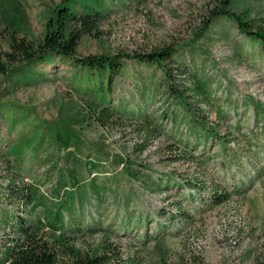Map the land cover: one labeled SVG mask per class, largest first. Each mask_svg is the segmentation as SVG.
Masks as SVG:
<instances>
[{
	"label": "rangeland",
	"instance_id": "1",
	"mask_svg": "<svg viewBox=\"0 0 264 264\" xmlns=\"http://www.w3.org/2000/svg\"><path fill=\"white\" fill-rule=\"evenodd\" d=\"M60 3L0 0V50L12 33L39 41ZM100 12L97 31L69 58L29 74L14 73L19 61L0 72V211L45 222L61 203L64 229L81 249L111 244L140 264H264V45L234 19L264 33V0H103ZM167 47L168 69L186 65L212 95L199 111L209 137L198 143L161 67L145 57ZM88 56H120L105 97V77L72 65ZM90 104L109 108V125ZM146 119L155 133L141 149ZM61 130L72 136L69 149L56 141ZM60 173L71 183L72 213ZM12 177L37 187L31 203L8 197ZM11 235L0 217V251Z\"/></svg>",
	"mask_w": 264,
	"mask_h": 264
},
{
	"label": "trees",
	"instance_id": "2",
	"mask_svg": "<svg viewBox=\"0 0 264 264\" xmlns=\"http://www.w3.org/2000/svg\"><path fill=\"white\" fill-rule=\"evenodd\" d=\"M103 0H61V3L53 11V16L49 18L46 24V31L42 38L35 42H29L27 39L16 36L12 33L8 44V50H0V72L7 70L8 63L19 61L21 66L19 71L14 73L29 74L33 73L34 67L39 64L51 65L58 59H66L73 55L80 39L85 35H91L97 31L100 19V6ZM234 17V16H232ZM234 19L238 22L240 29L253 35L264 45V33L260 30L251 31L247 21ZM172 48H165L145 56L151 59L152 63L157 62L162 70V83L165 92L172 101L187 112L185 119L189 134H192L198 143L201 140L208 139L207 124L199 116L202 103L211 101V94L208 93L199 74L192 72L186 65L179 70L170 71L167 67V57L172 55ZM120 56L107 57H83L75 60L72 65L85 68L90 77L96 75V78L106 79L102 97L104 93L109 92L112 81L118 74L121 62ZM170 61H174L171 60ZM23 63V65H20ZM16 69V67H10ZM179 70V71H178ZM175 73V74H174ZM92 78V77H91ZM181 78V79H180ZM179 80H181L179 82ZM101 90V91H102ZM92 114L101 126H107L112 121L114 114L110 112L107 106L102 104H90ZM179 116L175 118L179 126L185 124L181 112L174 110ZM139 128L146 135L145 142L141 149L148 147L147 142L154 137L155 128L152 122L139 121ZM207 125V126H206ZM216 137L221 138L218 132H214ZM56 141L64 148L69 149L72 145V136L69 131L61 130L56 133ZM68 155L72 152L68 150ZM184 157H190L184 154ZM58 180L59 188L68 202L69 213H72L74 196L72 189L68 190L71 183H68L62 173ZM137 177L136 173H132ZM168 184H166L167 186ZM192 186V185H191ZM168 187V186H167ZM194 187V186H193ZM8 197L18 198L21 205L31 203L36 196L37 187L34 185H18L15 178L9 180L7 186ZM167 189V188H166ZM216 191H213L215 194ZM221 200L228 198V193L219 194ZM213 198V196H212ZM220 198V197H219ZM61 203H57L56 211L45 212V222L38 219L36 222L29 223L19 214L11 215L7 211L1 212L0 217L11 224L12 235L7 243L3 245L0 251V264H140L135 256L123 257L120 249L111 244H103L100 249L95 251L90 249H81L78 244L72 240L64 229V220ZM42 224H46L49 232L46 235L42 229ZM89 231H95L89 228Z\"/></svg>",
	"mask_w": 264,
	"mask_h": 264
}]
</instances>
